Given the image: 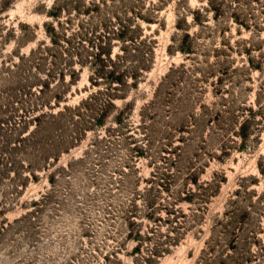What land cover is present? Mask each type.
Masks as SVG:
<instances>
[{
  "label": "rangeland",
  "instance_id": "obj_1",
  "mask_svg": "<svg viewBox=\"0 0 264 264\" xmlns=\"http://www.w3.org/2000/svg\"><path fill=\"white\" fill-rule=\"evenodd\" d=\"M0 264H264V0H0Z\"/></svg>",
  "mask_w": 264,
  "mask_h": 264
}]
</instances>
